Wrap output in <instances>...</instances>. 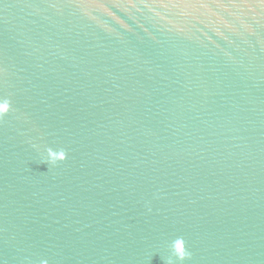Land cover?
<instances>
[{
  "label": "water",
  "instance_id": "95a60500",
  "mask_svg": "<svg viewBox=\"0 0 264 264\" xmlns=\"http://www.w3.org/2000/svg\"><path fill=\"white\" fill-rule=\"evenodd\" d=\"M5 100L0 264H264V0H0Z\"/></svg>",
  "mask_w": 264,
  "mask_h": 264
},
{
  "label": "clouds",
  "instance_id": "9594fccd",
  "mask_svg": "<svg viewBox=\"0 0 264 264\" xmlns=\"http://www.w3.org/2000/svg\"><path fill=\"white\" fill-rule=\"evenodd\" d=\"M9 102L7 100L0 103V113H4L8 110ZM47 159L44 161L48 163H56L59 160L65 159V153L63 150H53L51 148L46 149ZM170 255L165 260V264H176L177 261H183L190 256V253L184 247L183 238H176L170 242ZM175 257V260L173 259Z\"/></svg>",
  "mask_w": 264,
  "mask_h": 264
}]
</instances>
